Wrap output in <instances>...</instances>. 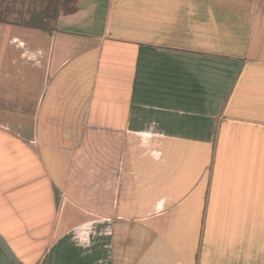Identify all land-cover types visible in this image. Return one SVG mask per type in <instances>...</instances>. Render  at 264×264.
Here are the masks:
<instances>
[{
  "label": "crops",
  "instance_id": "1",
  "mask_svg": "<svg viewBox=\"0 0 264 264\" xmlns=\"http://www.w3.org/2000/svg\"><path fill=\"white\" fill-rule=\"evenodd\" d=\"M8 25L0 264H264V0H81L52 32ZM81 177L94 221L60 213Z\"/></svg>",
  "mask_w": 264,
  "mask_h": 264
},
{
  "label": "rangeland",
  "instance_id": "2",
  "mask_svg": "<svg viewBox=\"0 0 264 264\" xmlns=\"http://www.w3.org/2000/svg\"><path fill=\"white\" fill-rule=\"evenodd\" d=\"M7 4H8L7 0H0V17L2 15L3 17H8L12 21H16L17 17H21V15H19L20 13H17V10H19V11L22 10V12L25 13V18H28L29 15L31 14L30 10H33L34 8H40L41 6L46 5V2L44 0H43V2H42V0H24L23 3H22V1H19L17 3L16 7L13 8L10 13H7V9H6ZM26 13H28L29 15ZM53 21L54 20H52V19L49 21V24L51 26H54ZM4 25H7V24L0 23V26H4ZM8 26H18V25L10 24ZM10 55H12V54L10 53ZM29 66H31V65H29ZM9 70L12 71V73H14V74L17 71H19V73L21 74V73H26L28 69L23 68L21 66H18V68L13 66V67L9 68ZM95 149L96 148L94 146H87L82 153L84 155L95 154ZM87 165H89V164H87ZM85 181L90 182V179H85L83 177L82 180H79L78 182H73V184H74L73 189H68V190L62 189V191L59 194V204H60V208H61L60 213L62 214V211H64V209L70 210V207L72 206V208H73L72 213L74 215H76L77 219L78 218H79V220L88 219L90 221H94L95 220V211H87L85 209H82L84 206L83 204L89 203L91 201V199H90L91 196L89 194L85 193L89 187H86V188L83 187V183Z\"/></svg>",
  "mask_w": 264,
  "mask_h": 264
},
{
  "label": "trees",
  "instance_id": "3",
  "mask_svg": "<svg viewBox=\"0 0 264 264\" xmlns=\"http://www.w3.org/2000/svg\"><path fill=\"white\" fill-rule=\"evenodd\" d=\"M7 13H10L13 8L16 7L19 1L24 2V0H7ZM46 5L40 8H34L30 10L31 14L28 18H25V13L17 10L21 17H17L16 21H12L8 17H0V23L3 24H16L25 26L32 29H39L43 31L52 32L55 23L61 15L73 14L79 9V3L81 0H44ZM43 2V0H42ZM54 20V26L49 24L50 20ZM53 27V28H52Z\"/></svg>",
  "mask_w": 264,
  "mask_h": 264
}]
</instances>
